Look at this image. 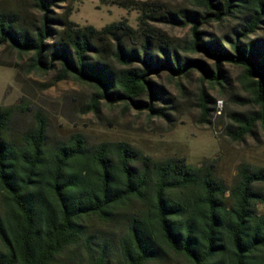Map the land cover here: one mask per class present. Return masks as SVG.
Returning a JSON list of instances; mask_svg holds the SVG:
<instances>
[{
	"label": "trees",
	"instance_id": "obj_1",
	"mask_svg": "<svg viewBox=\"0 0 264 264\" xmlns=\"http://www.w3.org/2000/svg\"><path fill=\"white\" fill-rule=\"evenodd\" d=\"M32 1L41 13L34 28L22 24L17 12L0 10V45L31 53L30 71L57 68L58 80L92 85L86 111L97 112L101 101L122 102L168 116L155 103L164 99L155 76H187L196 69L224 86L222 64L230 63L242 67L246 100L259 109L233 112L225 134L240 140L256 122L264 125V36L250 38L264 22V0H189L194 9L158 12L155 17L167 23L191 25V38L180 45L154 33L143 18L137 28L125 20L81 26L70 19V0ZM233 20L228 46L201 30L208 22ZM177 46L205 54L213 66L179 54ZM200 100L207 115L206 92ZM15 106L0 105V264H50L77 245L89 264H106L105 244L92 241L87 230L90 218L122 221L114 264L159 261L167 251L185 264H264V212L256 209L264 193L255 187L264 182L263 168L241 164L227 185L208 160L155 159L126 141L89 144L80 133L49 143L40 113L14 136L8 124Z\"/></svg>",
	"mask_w": 264,
	"mask_h": 264
},
{
	"label": "rangeland",
	"instance_id": "obj_2",
	"mask_svg": "<svg viewBox=\"0 0 264 264\" xmlns=\"http://www.w3.org/2000/svg\"><path fill=\"white\" fill-rule=\"evenodd\" d=\"M70 19L78 25H93L101 28L111 22L125 20L137 28L142 18L145 26L180 45L191 38V25H173L155 17L165 10L194 9L189 0H70ZM0 10L15 11L19 20L29 28L40 23L41 13L32 0H0ZM62 9L55 8L58 13ZM147 14L150 17L144 16ZM153 15V16H152ZM241 19H236V22ZM235 21L208 22L201 27L203 34L209 33L221 38L228 46L227 35ZM264 36V22L250 38ZM248 40V39H246ZM178 47V46H177ZM178 53L200 58L209 66L214 60L205 54L186 51L178 47ZM31 53H20L4 43L0 45V105L16 106L9 121V132L16 136L34 124L40 113L47 122L49 143L80 133L89 144L101 141H126L141 153L155 159L184 157L187 162L199 165L203 160L213 164L215 174L227 185L234 181L241 164L264 169V125L256 122L252 132L240 140L225 134L224 129L231 122L233 112L258 110L259 105L249 102L248 91L240 82L242 67L223 63L226 80L224 86L202 78L198 70L187 76L172 77L167 71L160 72L155 80L164 89V99L155 101L165 107L168 116L139 111L124 103L108 104L101 101L97 112L86 111L94 87L72 77L58 80V70H29ZM208 96V114L204 115L200 96ZM264 193V182L255 185ZM135 202L130 208H135ZM258 212H264V200L256 203ZM91 240L105 244L106 264H114L119 257L118 238L123 231L122 221L111 224L95 218L87 221ZM95 248L97 244H92ZM50 264H89V259L77 245L64 250ZM146 264H185V259L167 251L159 261Z\"/></svg>",
	"mask_w": 264,
	"mask_h": 264
}]
</instances>
